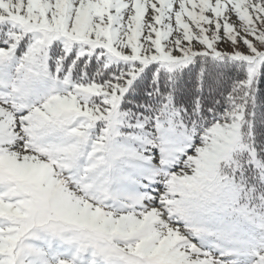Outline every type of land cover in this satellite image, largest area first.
I'll list each match as a JSON object with an SVG mask.
<instances>
[{"label": "snow or ice", "instance_id": "obj_1", "mask_svg": "<svg viewBox=\"0 0 264 264\" xmlns=\"http://www.w3.org/2000/svg\"><path fill=\"white\" fill-rule=\"evenodd\" d=\"M0 264H264V0H0Z\"/></svg>", "mask_w": 264, "mask_h": 264}]
</instances>
